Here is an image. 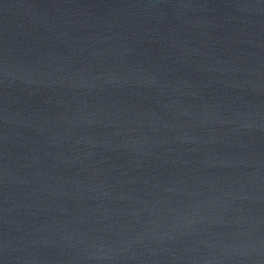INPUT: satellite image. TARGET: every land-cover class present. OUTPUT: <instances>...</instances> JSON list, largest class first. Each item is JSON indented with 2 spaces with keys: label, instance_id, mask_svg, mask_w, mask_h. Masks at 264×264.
<instances>
[{
  "label": "water",
  "instance_id": "1",
  "mask_svg": "<svg viewBox=\"0 0 264 264\" xmlns=\"http://www.w3.org/2000/svg\"><path fill=\"white\" fill-rule=\"evenodd\" d=\"M0 264H264V0H0Z\"/></svg>",
  "mask_w": 264,
  "mask_h": 264
}]
</instances>
